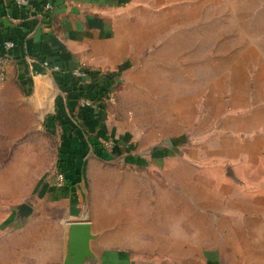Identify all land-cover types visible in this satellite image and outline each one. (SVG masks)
<instances>
[{
	"label": "rangeland",
	"instance_id": "374dc122",
	"mask_svg": "<svg viewBox=\"0 0 264 264\" xmlns=\"http://www.w3.org/2000/svg\"><path fill=\"white\" fill-rule=\"evenodd\" d=\"M141 3L149 9L150 61L143 67L151 78L173 85L171 95L162 88L136 97L129 115L139 123L147 117L155 126L175 119L181 131L194 134H183L179 150L162 167L130 163L125 149L111 160L91 151L86 173L74 185L63 184L58 134L47 131L39 113L13 111L19 97L0 89V264H94L93 246L104 234L117 236L103 241L108 247L144 253L139 258L145 261L158 247L156 233L180 236L171 241L177 259L217 248L228 264H264V0ZM143 20L146 29L145 14ZM122 89L121 83L116 94ZM145 100L160 109L145 111ZM102 142L112 149V141ZM174 165L182 176L169 174ZM173 192L181 218L173 223L166 208L156 233L143 228L134 234L137 224H128L127 210L115 207L138 206L146 197L153 207L168 195L174 200ZM228 199L229 207L223 204ZM156 211L150 208V216ZM79 222H89L92 232L90 250L81 256Z\"/></svg>",
	"mask_w": 264,
	"mask_h": 264
},
{
	"label": "crops",
	"instance_id": "0c3cea01",
	"mask_svg": "<svg viewBox=\"0 0 264 264\" xmlns=\"http://www.w3.org/2000/svg\"><path fill=\"white\" fill-rule=\"evenodd\" d=\"M43 1L51 2L53 10L45 11ZM43 1L33 0L32 7L21 8L15 0H0V55L5 52V41L12 40L15 43L12 50L13 61L8 67L9 79L0 85L5 93H15L20 99L19 106L12 110L16 113H39L47 131L53 135L58 134L57 156L63 161L72 185L77 176L81 177L86 173L87 157H91V151L93 157L111 160L122 155V150L125 149L126 159L130 163L137 164L140 161L144 166L155 164L162 167L163 160L179 150L182 136H185L183 134L191 136L194 133L191 130L181 131L180 127L175 126L178 122L175 119L170 121L173 124L165 125L162 121H157L155 126L147 117L139 123L129 115L135 106L134 100L138 101L136 97L158 94L162 88L164 91L161 93L171 95L170 85H173L166 79L161 82V78H151L143 67V64L150 61L148 7L144 3L139 5L141 0L136 1L139 6L137 10L132 6L135 0ZM144 14L146 29L143 27ZM43 59L60 64L63 72L33 74L34 68H38ZM81 63H85L93 73L107 68L117 73L118 80L123 85V89L115 96L117 102L104 101L96 107H84L80 104L79 86L86 87L85 84L96 82L95 77L91 76L87 82L77 85L71 78L69 72ZM164 84L169 85L165 87ZM148 103L146 100L143 102L145 111L160 109L150 107ZM19 117L15 116L17 124L22 122ZM89 137L100 144L96 146L89 142ZM106 139L115 141L111 150L101 144ZM168 172L176 177L183 175L182 168L177 165L168 168ZM178 180L177 178L176 181ZM49 188L53 190V187ZM149 189L143 182L142 192L148 193ZM49 194L52 196L51 191ZM172 196L174 200L168 195L167 202L158 200L153 207L148 197L147 201L141 200L138 206L126 204L115 207L122 206L127 211L130 210L125 212V221L137 224L134 234H139L143 228H148L147 232L156 233V229L159 232V226L165 223L166 208L169 209L167 215L172 216L170 219H173V223L176 217L178 220L181 218V203L176 201L175 194ZM223 204L229 207L231 203L228 199ZM133 207L141 208L140 213L133 211ZM156 207L158 211L153 212L151 217L150 208ZM207 207L215 206L211 204ZM210 217L215 220V215ZM170 219L168 222H171ZM115 231L121 233L122 229ZM134 234L132 240L138 239V234ZM156 234L154 239L158 240V247L153 250V258L145 261L139 258L140 255L146 256L144 253L108 247L103 241L117 236L111 234L108 237L104 234L98 245L93 246L94 264H228V256H224V250L217 248L203 250L201 256L197 254L183 260L177 259L178 251L171 245V241L179 240L180 236ZM206 235L213 236L210 232ZM161 240H167L168 243L165 241L160 244ZM163 256L172 258H156Z\"/></svg>",
	"mask_w": 264,
	"mask_h": 264
},
{
	"label": "built area",
	"instance_id": "2783aa9c",
	"mask_svg": "<svg viewBox=\"0 0 264 264\" xmlns=\"http://www.w3.org/2000/svg\"><path fill=\"white\" fill-rule=\"evenodd\" d=\"M15 3L21 8H30L33 5V0H15ZM43 3L45 11L53 10L54 5L51 2L43 1ZM4 48L5 52L0 55V85L9 79L8 67L13 61L12 50L15 48L14 41H5ZM61 72H63V67L60 64L54 63L49 59H43L40 62V66L38 68H34L33 74H55ZM69 74L77 85H80L83 81L87 82L91 76L95 77L96 82H101L102 84H105L106 81H111L109 91L102 98H91L88 96L80 97V104L84 107H96L104 101H113L115 99L117 88L120 86L117 73L110 68L101 69L93 73L85 63H81L73 68ZM106 141H112V146L115 145V141L111 139H106ZM101 144H103V142ZM60 173L63 184L67 183L66 173L62 170H60Z\"/></svg>",
	"mask_w": 264,
	"mask_h": 264
},
{
	"label": "trees",
	"instance_id": "16d2710c",
	"mask_svg": "<svg viewBox=\"0 0 264 264\" xmlns=\"http://www.w3.org/2000/svg\"><path fill=\"white\" fill-rule=\"evenodd\" d=\"M110 85H111V81H106L105 84H102L101 82H95L94 84L87 83L84 85L86 87H83V85H81V87L79 86V88H78L79 98L82 96H88L91 98H102L109 91ZM88 139H89V142H92L96 146H98L100 144L96 140H94V142H93V140H91V137H89ZM62 162H63L62 160L59 161L58 168L66 173L67 183H69L70 179H68V177H67V172H66V169L64 168V165ZM79 177L80 176H77V179Z\"/></svg>",
	"mask_w": 264,
	"mask_h": 264
},
{
	"label": "water",
	"instance_id": "95a60500",
	"mask_svg": "<svg viewBox=\"0 0 264 264\" xmlns=\"http://www.w3.org/2000/svg\"><path fill=\"white\" fill-rule=\"evenodd\" d=\"M75 233L77 236L78 248L76 254L81 256L82 254H88L89 243L92 238L91 224L89 222H79L76 224ZM93 256V253H92Z\"/></svg>",
	"mask_w": 264,
	"mask_h": 264
}]
</instances>
